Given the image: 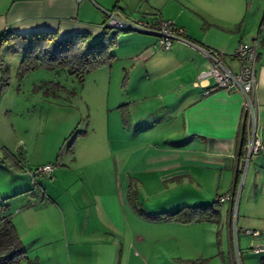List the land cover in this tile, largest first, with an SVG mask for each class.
I'll use <instances>...</instances> for the list:
<instances>
[{
  "label": "crops",
  "instance_id": "1",
  "mask_svg": "<svg viewBox=\"0 0 264 264\" xmlns=\"http://www.w3.org/2000/svg\"><path fill=\"white\" fill-rule=\"evenodd\" d=\"M102 1L0 0V34L51 32L62 39L73 33H88L96 39L107 13L115 12L98 4ZM253 1L251 10L246 8L244 12L246 0H146L144 11L138 17L148 16L151 11L162 19L174 20L184 30L186 41H176L169 50L149 53L147 50L155 43V35L138 32L147 39L140 43L136 55L130 57L135 62L129 70L134 71L132 75L127 74L126 81L137 77L140 68L144 71L147 68L148 77L145 76L137 92L146 93L143 96L149 98L154 91L161 99H170L158 109L164 107L173 120L161 139L152 137L150 130L141 124L146 114L142 110L151 103L141 99L130 103L127 111L130 124L125 121L116 126L114 119L106 117L94 140L91 133L84 131L81 139L84 147L77 144L70 161L61 167L55 166L53 180L47 182L46 189L36 184L42 198L47 200L26 207L25 212H17L13 218L10 216L26 256L23 236L34 230L36 237L31 244L40 240L35 246L36 253L32 254L35 261L27 256L30 261L43 264V257L38 253L40 245H46L47 258L56 250L49 237L56 234L49 224L60 219L64 224L63 251L86 253L78 264H158L160 256L178 258L175 251L183 243L182 226L200 224L211 228L208 226L221 222V212L218 224L145 219L137 212L142 210L138 206L140 191L149 188V183L163 191H168V183L175 188L187 186L193 194V205L209 204L214 201V194L232 192L235 195L243 167L246 168L242 191L245 195L242 198L241 194L237 215L232 204L226 202L224 223L228 246L232 250L230 219L234 213L239 231L247 237L244 249L248 250L251 243L264 246L261 235L264 234V150L246 163L245 146L252 129L245 121L241 93L223 90L205 93L212 79H199L208 69L205 51L209 49L224 52V64L236 69V61L229 54L239 43H249L255 37L264 12V0ZM118 11L123 14L125 10ZM255 74L254 131L264 145V41L258 45ZM143 88L148 89L142 92ZM179 120L184 139L181 144H174L176 139L172 138L177 133L173 127ZM51 161L53 158L47 157L33 165ZM129 189L135 192L134 204L128 199ZM180 204L174 200L169 206L142 211L171 212L179 209ZM246 230L258 231V236H250ZM197 243L193 236L194 251ZM215 256L193 253L197 264H209ZM247 264H264V258L256 262L248 260Z\"/></svg>",
  "mask_w": 264,
  "mask_h": 264
},
{
  "label": "rangeland",
  "instance_id": "2",
  "mask_svg": "<svg viewBox=\"0 0 264 264\" xmlns=\"http://www.w3.org/2000/svg\"><path fill=\"white\" fill-rule=\"evenodd\" d=\"M98 4L108 8V10L115 9L116 13H120L124 18L137 19L140 15L139 12L144 11L143 6H146V0H103L102 3ZM246 4L247 7L244 5V12L246 8L251 10L254 1L246 0ZM118 9L125 11L122 14ZM152 13L151 11L148 12V14ZM145 36L131 30L120 32L117 36V45L112 51L114 55L112 62L87 73L83 78V83H80L77 78L69 76L65 71L56 72L42 68L32 70L19 79L17 72L22 54L12 50L4 53L8 78L7 85L3 89H1L0 78V205L7 206L6 214L12 215L13 218L17 212L22 210L25 212L26 207L47 200L42 198L36 184L40 183L42 188L46 189L47 182L51 183L53 176L47 178L36 175L32 181L25 170L33 171L38 167V165L33 164L47 157L53 158L51 164L56 167H61L62 164L66 165L72 157L67 150L69 144L73 143L74 147L77 144L84 147V142L81 140L84 131L91 133V138L94 140L99 134L100 124L106 123V117L111 120L114 119L116 126L122 122L124 124L125 121H129L130 124V120L127 118L130 103L135 104L137 100L141 99L142 102L147 100L151 103L149 108L142 110L146 114L141 124L150 130L152 137L162 138L163 131L171 124L173 118L168 116V110L166 111L164 107L158 109V106H162L163 102L167 103L170 99H161L158 97L161 95L154 91L150 92V97L149 94L147 95L149 98L143 96L146 93L137 92L140 90V85L148 77L147 68L145 71L140 68L137 77L131 76L132 78L129 77L128 83L126 81L127 74L134 71L129 70L135 62L130 57L136 55L135 52L140 48V43L147 39ZM138 67V65L135 66L136 69H139ZM149 77L151 79V76ZM57 84L62 88H58ZM146 89L148 88H143L141 91L145 92ZM110 113L109 117L108 114ZM134 125L136 126V124ZM139 129L140 126L137 130ZM173 129L177 133V137L172 138L173 140L176 139L173 143L181 144L184 139L181 120L176 122ZM8 153L19 161L20 169L13 165ZM245 172L246 168L243 167L235 188L233 212L235 211L236 215L241 194L242 198L245 195L242 192ZM167 186L168 191H163L162 188H157V185L153 186L152 183H149V188L140 191L139 208L146 212L149 209L157 210L161 206H169L174 200L181 202L177 208L203 206L193 205V194L188 192L187 186L175 188L169 183ZM31 193L32 195H30ZM221 194L223 192L219 193V195ZM213 197L215 200L217 195L214 194ZM171 200L173 202H169ZM21 202L24 205L21 206ZM226 202H223L225 204L220 203L222 218L218 225H209L208 227L211 228L200 224L182 226L183 243L180 250L175 251L179 257L165 259L160 258V256L158 264H197L193 259V253L216 254L209 264H237L234 256V243L232 250L228 246L224 223ZM49 225L56 234L49 236L53 240L56 250H53L50 258H47L46 245H40L38 253L40 252L39 254L43 257L42 263L78 264L79 259L86 253L68 254L63 251V221L60 219L58 222ZM41 226L43 225L39 227ZM238 226L240 228L239 224ZM37 230L36 232L40 233ZM261 235L264 238V234ZM193 236L198 241L196 251L193 250ZM34 237H36L34 230L28 236H23L27 256L31 260L34 258L32 254L36 253L34 251L36 250L35 246H38L40 242L39 240L38 243L32 245ZM246 242L247 237L239 231L237 244L241 264H247L248 260L251 259L256 262V259L264 258V253L254 254L244 249ZM53 243L51 244L53 245ZM166 250L167 253H170L168 249Z\"/></svg>",
  "mask_w": 264,
  "mask_h": 264
},
{
  "label": "trees",
  "instance_id": "3",
  "mask_svg": "<svg viewBox=\"0 0 264 264\" xmlns=\"http://www.w3.org/2000/svg\"><path fill=\"white\" fill-rule=\"evenodd\" d=\"M261 22H264V12H262ZM120 32H126V30L104 27L103 25L101 33L96 39L88 33H73L59 39L56 33L51 32H32L21 35L2 32L0 34L1 89L6 87L8 78L3 57L5 51H18L22 54L17 72L19 79L32 70L42 68L56 72L65 71L69 76L75 77L80 83H83V78L87 73L112 62L114 58L112 51L117 45V36ZM58 88L62 87L58 85ZM73 147V143H70L68 152L72 153ZM8 157L14 166H19V161L12 154ZM127 196L130 203H136L134 191L129 189ZM217 197L213 202L203 206H184L171 212L156 214L145 213L142 210H137V212L149 220L175 221L182 224L193 222L218 224L220 203L216 200ZM6 212L7 206L1 204L0 264H36L27 258L19 235Z\"/></svg>",
  "mask_w": 264,
  "mask_h": 264
},
{
  "label": "built area",
  "instance_id": "4",
  "mask_svg": "<svg viewBox=\"0 0 264 264\" xmlns=\"http://www.w3.org/2000/svg\"><path fill=\"white\" fill-rule=\"evenodd\" d=\"M80 1V0H76ZM104 27H110L121 30H131L142 33H150L155 35V43L148 48V52L152 53L156 50H169L176 41H186L184 30L178 26L174 20H165L158 17L157 14H149L148 16L139 17L137 19L124 18L120 13L110 12L103 24ZM261 41H264V22H260L257 28V34L249 43H239L229 56L236 61V69L228 68L224 64L226 54L222 51L206 50L205 56L209 61L208 69L199 75V79L211 78L212 84L206 89L205 93H210L215 90H223L225 92L238 91L242 95V109L244 111L245 121L249 128L248 142L245 146L246 156L245 161L255 157L260 150H264V145L260 143L255 136V110L256 103L254 98V89L256 86L255 69L257 65V49ZM195 85H199L196 82ZM55 165L46 163L38 166L33 171L25 170V173L33 181L36 175L47 178L52 177ZM219 203L230 202L234 203V195L232 192L220 195L216 199ZM239 229L236 224L235 213L230 219V242L233 248L234 256L237 264L240 262V252L237 244V235ZM246 234L250 236H258V231L246 230ZM249 252L259 254L264 253V246H257L251 243L247 248Z\"/></svg>",
  "mask_w": 264,
  "mask_h": 264
}]
</instances>
